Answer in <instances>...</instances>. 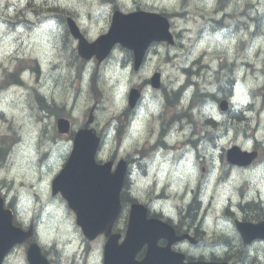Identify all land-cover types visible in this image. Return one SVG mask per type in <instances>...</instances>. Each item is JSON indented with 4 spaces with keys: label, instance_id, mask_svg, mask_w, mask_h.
<instances>
[{
    "label": "rangeland",
    "instance_id": "obj_1",
    "mask_svg": "<svg viewBox=\"0 0 264 264\" xmlns=\"http://www.w3.org/2000/svg\"><path fill=\"white\" fill-rule=\"evenodd\" d=\"M80 1V2H79ZM99 1V0H98ZM132 4L129 5V7L127 8V4H120V7L123 11L125 12H130L132 11V9L135 8V5H133V0ZM138 2H140V0H137ZM183 0H155V2H151V1H146L147 2V6L149 8H158V9H167L169 11H182L181 7L182 5H185V9L190 8V7H194L195 5V1L196 0H188V2H185L184 4H182ZM11 2H16V0H11ZM57 0H53L50 1V4L56 3ZM77 2V5H74L75 8L77 9V11L82 15L84 14H89L91 15L92 19L95 20V18H98L96 21H100L102 20L104 22V25H96L93 27V31L91 33V35L95 36L99 33H102L103 29L105 28V24L108 23L109 20V16H108V12L107 11L105 14L103 15H99V11H92V3L94 2V0H74V4ZM89 2L91 3V5H89ZM96 6L99 5L98 2H94ZM178 3V6H177ZM73 5V4H71ZM70 6V5H68ZM184 9V10H185ZM5 10V7H0V16H2L3 11ZM10 11H15V10H11ZM189 11V10H188ZM24 15H21L19 20H23V22H28L26 21V18L23 17ZM15 18V17H14ZM14 21V20H13ZM42 19H38L37 21H33L34 26H40L41 25ZM232 21H230L228 24H231ZM180 27H183L182 25L185 24H178ZM187 26H191V28L195 25H191L190 22L187 24ZM232 33V32H231ZM207 42V48L205 49L207 50L206 54L210 55V57L212 56H219V55H224L227 59L230 55L235 54L236 52V42L232 43V47H229L227 45H223V46H219L223 41L221 38H210L207 37L206 40ZM59 43H60V49L59 51L55 52L54 57L52 59V63L56 64L59 61H62V63L67 67L69 63H74L76 61V59L74 58V56L70 55L69 53H64L61 49L62 43H63V33L61 31V37L59 39ZM20 43L16 44L15 46H18ZM67 48H71V45L68 44ZM204 48V47H203ZM219 49H223L225 52L220 51ZM178 57L177 59H172V62L170 64H165L168 67H173L174 65L178 64V67H180L182 64H184V62L182 60H184L183 58V53L179 52L177 53ZM9 57H12L11 55ZM25 57H28L29 60L31 61V57L29 55H25ZM25 57H21L19 56V62H10L9 58H7L6 60H8V63L3 61V65L7 66H12L15 67L16 65L20 64L22 59ZM63 57V59H61ZM13 59H16V57H12ZM250 62V61H249ZM45 64L49 65V59L46 57L45 60ZM1 66V63H0ZM250 66H251V62H250ZM158 67V65H157ZM1 68V67H0ZM1 72V70H0ZM101 72V71H100ZM0 76H2V74H0ZM67 77V79H66ZM173 78V76H171ZM178 83H180V79H181V75L180 72H178ZM67 80V82H66ZM60 85V86H58ZM66 85V88H64V86ZM213 85L208 86V88H212ZM49 95L47 96L48 98H54V100L56 101V105L60 106L62 103H65V108H67V111H69L70 106L73 104L71 101L74 99L76 100V108L75 111L73 112L74 116L77 118L80 116L81 112L84 111V114L88 111V109L96 104V100H100V96L99 95H95L93 93H88V91H86L83 95H77V89L74 86L73 82L71 81V77L69 72L67 74H57V75H53L52 77H50V82H49ZM115 91H114V87L111 89H108L107 91H104L103 89V94H102V102L100 104H97V109L100 111L98 113V124H101L104 121V116L108 115V111L110 109L111 106H116V107H120L121 106V95H122V90L120 91V94L118 97L115 96ZM18 94L20 95V91H18ZM78 96V98H77ZM20 101V100H19ZM112 101H114L116 103V105L112 104ZM50 104V106H53L51 102H48ZM50 112H43V109H39V108H31V109H26L24 108L23 112L20 115H15L13 116L11 119L9 120H21L22 121V126L19 130L18 126H15L12 129V131L14 132V130H16V133L14 135H12L11 139L7 138V143H3L0 142V147H7V151L5 152L6 157L5 159H3L2 161H0V189H4L5 191L8 192V190L6 188H4V182L7 185H11L12 188H14V182H17L22 180V181H27V178L31 179V181L34 183V188L28 189V188H16L13 191H11L9 194L13 195V194H17L20 196H24L25 201L27 203V201L29 200V198L32 200V205H28V207H26L27 210H29L28 213H31V207H38V208H42L44 205H46L47 202L51 203L50 200L47 201V199H49L48 197V191L49 189H47L48 184L52 178V175L61 167V165L64 162V159L66 157V155L68 154L69 150L68 148H70V143L66 142L67 138L61 139V141L65 142V144L67 145V149L65 148L66 145H64L63 148V152L62 155L60 156V160L56 163V165H50V166H43L45 163H40L41 161H39V158H35V155H28V148L30 145V139H32L33 136L37 135L40 136L38 139L40 141L43 142V140L46 138L49 143L47 145H43V148H48V146H52L51 144H53L51 141L57 140L54 139L55 137H53L54 133V125H55V120L57 119L58 116H67V113L64 112H59L57 110H49ZM107 112V113H106ZM248 117H252L251 114H248ZM75 118V119H76ZM181 120L185 119V115L181 114L180 116ZM249 126H253V122L251 121L249 123ZM185 129V125H181L180 130H184ZM246 130L245 124L244 123H236L235 127L232 128L230 130V133H223V131L221 130V135L219 137V139L216 141L215 146H211L206 150L207 144H202L200 148H198V150L191 156L188 155L184 158V161H190L191 166L193 167V169H195V172H198V177L203 178L205 175L200 174V170L202 168H205L206 170H210V172L213 170V173H216L217 171L220 172L222 168L226 167V165L224 164V159L223 157H221V151L223 148L228 149L229 147L232 146V144H249L250 141L246 140V136L243 134V130ZM173 130V127L170 128V132ZM7 132L5 131V125L3 123H0V138H3L4 140V136ZM209 133V132H208ZM11 135V133H8ZM21 135L23 136L24 139H28L27 141H25L22 144H18L16 146H12L11 145L8 147L9 143L11 140H13L12 138L15 135ZM247 136H249L250 134V130L247 131ZM10 139V140H9ZM51 143V144H50ZM9 148V149H8ZM39 156V155H37ZM200 156H202V158H199ZM36 161V162H35ZM54 160H52L53 162ZM167 162L171 163L173 162L172 160H166ZM51 162V161H50ZM157 164V162H155V165ZM190 164L188 165H184V162L176 165L175 169L177 171V173H172L170 174L171 178H173V180H175L177 183H185V180H189L190 181V174H189V167ZM154 165V164H153ZM164 166V165H163ZM162 166V167H163ZM165 167V166H164ZM163 169H166V167ZM169 169H172L171 166H168ZM47 170L52 171L51 173H47ZM167 171V170H166ZM169 175L167 174H161V177L159 176V174L155 173L154 169L152 172V179H151V183H155V184H160V182L167 178ZM215 177H219V174H213L212 178L215 179ZM163 178V179H161ZM207 178V176L205 177V179ZM42 179V181L40 182V188L39 190H37L38 186L36 187L37 182ZM149 180H139L136 182V189L133 190V192L140 198H143L145 200H148L150 202H153V197L150 198V196L148 195V187L149 185ZM16 185V183H15ZM210 185V184H209ZM154 188V187H153ZM183 188V187H182ZM221 189V188H220ZM26 190L27 193H23L22 191ZM219 190L213 191L212 195H214V199H212V204L210 205V208L207 209H203L202 211L206 213V218H205V222L201 223V216H200V222H197V225H199V228H201L202 230H205V233L209 236V233H212V238H213V231L216 232H223V233H227L232 235L231 233H234L233 227L232 225H229V228L226 229V227H222L221 225H217L219 224L218 221V217H222L224 218L225 216L223 215V210L225 209V207H227V200L222 201L221 198H219L218 196V192ZM152 194V192H151ZM34 196L38 198H41L42 201L44 202V205L41 206L39 203H37V200L35 201ZM47 198V199H46ZM155 199V198H154ZM171 197L168 200H164L167 203H171ZM234 202V201H233ZM173 206L176 203H180V201H174L172 202ZM55 204L60 206V211L61 212H57L59 209L57 207V205H55L53 211V215H64V218L66 220V224H67V228L68 227H72L74 229V223H73V219L72 216L70 215L71 213H69L66 209V207L64 208L63 205L59 204L58 202H55ZM171 206V204H170ZM165 209H168L167 207H164ZM175 208V207H174ZM19 211V209H18ZM217 225L219 229L214 230V225ZM59 227L62 228V232L58 235H53L50 240V243H53V241L56 239L57 243L56 246H61L59 247L62 251H68V247H69V241H71L72 238H74L75 234L72 231H69L66 226L63 225H59ZM215 237V236H214ZM66 238L68 239V243L66 241ZM204 238H207L206 236ZM217 240H215V238H213V242L212 240H204L203 244L204 246L199 250V251H194L195 255H199V253L203 252V249L205 252H211V250L215 249V248H219L221 246L220 244H216ZM207 256V255H205ZM67 258V257H66ZM18 262V259L13 260V264H16Z\"/></svg>",
    "mask_w": 264,
    "mask_h": 264
},
{
    "label": "water",
    "instance_id": "obj_2",
    "mask_svg": "<svg viewBox=\"0 0 264 264\" xmlns=\"http://www.w3.org/2000/svg\"><path fill=\"white\" fill-rule=\"evenodd\" d=\"M156 18L157 24L155 29H144L142 26L144 18L132 24L129 29L128 23L124 25V28L131 36L129 43L131 45L135 44L138 47V59H140L149 41L153 39H165L164 36L158 37V35L161 30L167 31V24L164 19L160 17ZM121 26H116L115 29L111 28L109 34L98 41L102 45L109 41L105 48L107 52L113 43L117 41L122 43L127 31L119 32L118 30H121ZM112 30L114 31L112 32ZM119 33H123L124 35H120ZM147 33H150V35L146 36L145 34ZM64 124L60 121L58 122L59 132L63 131ZM86 133L90 137H82ZM96 142L97 140L89 132H79L74 141L71 158L64 171L56 179L58 182L66 181L61 191L63 197L68 200L69 206L78 216V223L87 232L94 230V227L100 224L103 225L102 227L105 231L111 227L112 222L118 214V196L124 175L123 168H119L116 173L109 175L104 169L95 166L93 156ZM144 215L145 209L142 207L137 205L131 207L129 229L127 232L128 237L124 244L125 250L118 259L120 264H136L132 261L133 254L143 243L147 242L151 245L154 241V230L145 226ZM156 227L162 226L158 225ZM250 231H252V228L244 230V232L248 233ZM21 239L22 235L11 225L10 212L3 210L0 200V260L10 247ZM29 254H31V251H29ZM148 256L145 259L146 264H179V260L170 262L169 255L166 252L160 254L158 251L150 249Z\"/></svg>",
    "mask_w": 264,
    "mask_h": 264
},
{
    "label": "flooded vegetation",
    "instance_id": "obj_3",
    "mask_svg": "<svg viewBox=\"0 0 264 264\" xmlns=\"http://www.w3.org/2000/svg\"><path fill=\"white\" fill-rule=\"evenodd\" d=\"M169 130H170V128H169ZM175 229H176V231H179L178 227H175ZM219 236H220L219 240L221 241V246L224 244V242H227V245L230 246L229 249H230L232 254H234L236 251L239 253H242L241 251L237 250V246H236V242H235L234 238L230 237L228 240H222V238H221L222 234ZM83 241H87V240H83ZM175 248L178 249V246H175Z\"/></svg>",
    "mask_w": 264,
    "mask_h": 264
}]
</instances>
